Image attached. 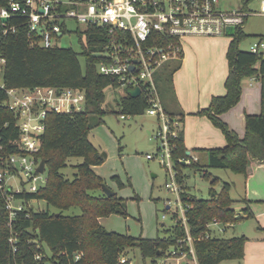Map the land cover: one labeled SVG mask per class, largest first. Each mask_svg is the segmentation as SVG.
I'll return each mask as SVG.
<instances>
[{"label":"trees","instance_id":"trees-1","mask_svg":"<svg viewBox=\"0 0 264 264\" xmlns=\"http://www.w3.org/2000/svg\"><path fill=\"white\" fill-rule=\"evenodd\" d=\"M252 0H240L241 10L247 11ZM6 0H0V7ZM68 33L67 31L63 34ZM81 50L71 48H43L30 45L27 29L18 27L16 32L0 37V58L5 64L0 76L3 88H0V142L4 152L13 151V143L18 138L15 118L7 107L6 90L52 87L57 89H76L85 95V108L69 114L48 113L45 118V130L40 139L37 158L45 161V184L36 192L14 194L16 200H22L25 209L9 225L8 211L0 192V264H121L127 250H138L142 260L149 259L155 264L158 259L168 258L172 249L179 246L185 237L184 229L177 215L172 214L174 224L163 227V236L149 239L132 237L106 231L100 224L102 217L116 214L126 216L125 203L114 193L107 197L102 185L103 179L92 167L103 163V157L89 142V132L103 123L108 113L105 103V90L117 88L115 80L98 73V65L103 59L95 57L102 53L107 43L103 28L87 26L75 31ZM264 36V35H260ZM246 35L242 29L234 32L226 50L228 74L224 81L225 94L212 97L208 108L197 115L205 116L219 129L226 140V146L207 150V162L203 178L214 186L219 179L208 171L227 170L235 175L246 177L250 162L264 164V60L258 64V58L239 49ZM83 60V64L80 62ZM181 60L171 61L154 74V82L160 93L174 98L172 78L178 70ZM258 77L261 82L260 106L258 115L245 116L244 136L239 139L220 119V116L235 107L241 97V84L244 79ZM162 103V102H161ZM118 112L126 116L144 114L148 104L143 96L132 98L122 96L117 102ZM171 121V131L175 136L169 140L172 146L171 156L176 171V181L180 186L179 199L186 207L185 217L189 233L193 238L194 255L197 264H219L222 261L243 259L247 238H226L215 235L202 238L209 232L207 225L216 220L222 225H233L253 215L245 200L244 209L237 212L230 197L231 186L223 183L217 193L211 189L209 199H197L184 187L182 168L200 169L198 162L191 160L182 165L179 159H190L186 155L183 142L182 115L170 113L163 108ZM177 122V126L172 123ZM72 158L81 159V163L68 165ZM70 167L73 171L67 178L62 170ZM44 202L45 208L36 210L30 202ZM49 208L56 212H50ZM79 208L78 215H64V211ZM165 210L167 211L168 209ZM27 215V216H26ZM237 216V217H236ZM231 227V228H232ZM14 239L16 251L9 239ZM39 256L40 259H36ZM78 256V259H76ZM190 258V257H189ZM124 264H130L129 259Z\"/></svg>","mask_w":264,"mask_h":264},{"label":"built area","instance_id":"built-area-1","mask_svg":"<svg viewBox=\"0 0 264 264\" xmlns=\"http://www.w3.org/2000/svg\"><path fill=\"white\" fill-rule=\"evenodd\" d=\"M219 4L220 0H6V5L0 7V37L13 34L18 27L24 26L30 45L52 48L67 31L66 21L69 19L82 28H103L107 43L102 53H96L103 59L97 67L98 73L115 80L123 96L127 95L128 89L134 88H139L140 95L143 94L148 104L146 114L158 122V128L152 135L158 141V161L166 169L168 177L164 187L176 193L181 204L169 142L175 132L171 131L170 118L163 110L154 74L165 64L182 59V43L186 38L229 36L232 39L236 30L243 29L248 17L264 16V1H261L258 11H242L241 8L225 11ZM227 28L233 29L232 35L226 34ZM247 52L258 58L257 64L264 60V36H257ZM4 64V59L0 58V76ZM0 88H3L1 81ZM4 104L12 112L18 129L13 151L5 153L0 142V192L11 225L25 209L23 201L16 200L14 194L33 193L45 184L44 178L37 185L41 178L37 172L40 162L37 153L46 115L83 111L85 95L80 90L68 88L10 89L6 90ZM119 117L126 119V115ZM172 125L177 126V122ZM146 158L153 157L147 155ZM191 160L179 159L178 162L188 165ZM17 178L19 185L8 183ZM179 209L181 216L174 212L177 215L175 221L181 223L185 237L177 248L171 250L168 258L190 257L192 263L197 264L194 240L185 217L186 207L181 204ZM206 227L209 232L197 240L223 235L232 225H222L213 220ZM9 242L15 252L14 239L10 238ZM36 259L40 257L36 256ZM119 262L124 264L127 259L122 257Z\"/></svg>","mask_w":264,"mask_h":264},{"label":"rangeland","instance_id":"rangeland-1","mask_svg":"<svg viewBox=\"0 0 264 264\" xmlns=\"http://www.w3.org/2000/svg\"><path fill=\"white\" fill-rule=\"evenodd\" d=\"M261 1L252 0L247 5V11H258ZM219 7L221 10L230 11L241 8L240 0H220ZM67 32L57 44L59 48H71L79 53L81 50L76 30L82 27L77 25L72 19L66 21ZM245 39L239 44V49L248 51L249 45L257 37V31L264 30V16H250L244 24ZM227 36H222L225 38ZM211 40L214 37H203ZM211 38V39H209ZM228 39V38H225ZM207 41V40H203ZM189 45L193 44V40H187ZM206 46L198 48L205 50L208 54L211 52L215 55L214 47L205 43ZM185 45V55L193 58L194 53L191 46ZM198 52V54L200 55ZM225 64H227L225 56ZM83 64L82 58H80ZM181 74L176 71L174 80H180ZM105 103L103 107L108 113L103 117V123L93 128L88 135L89 142L97 149L99 154H104L103 163L94 167V172L100 176L105 185L110 188L118 198L125 203L126 216L111 214L99 219V224L108 232L117 234H127L132 237L156 238L163 236V228H169L174 224L172 214L177 212L180 215L181 204L178 195L169 191L164 187L165 181L168 180L166 169L160 165L157 157L158 141L152 133L156 132L158 122L152 116L144 112L138 116H126L125 120H121L118 112L117 102L123 96L122 90L119 88L109 87L105 90ZM170 100L168 94L160 93V101L165 105ZM116 112V113H113ZM149 132V133H148ZM151 155L152 159L146 156ZM81 159L72 158L68 160V165L81 163ZM205 161L201 159L200 169L191 167H183V183L186 191L197 199H209L212 196L211 189L217 193L221 190L223 183L236 184V189L232 187L230 197L233 199L234 208L241 206L242 190L240 186L241 176L235 175L227 170L211 169L208 170L213 177L218 178L217 184L212 186L210 181L203 178L205 171L203 164ZM204 170V171H203ZM65 177L71 178L72 169L67 167L62 170ZM45 178L41 174V178L37 185L41 184V180ZM177 182V181H176ZM11 185H19L20 180H10ZM15 188V187H14ZM31 206L36 209H44V202H31ZM169 206L166 211L165 207ZM50 212H56L55 209L49 208ZM64 215H78L79 208H71L63 212ZM264 221L262 219L244 218L229 228L222 236L226 238L240 237L245 235L248 244L259 243V238L264 236ZM126 259L130 264H152L149 259L142 260L138 250H127ZM169 259V258H168ZM189 259V258H188ZM162 260L158 259L155 264H161ZM192 262V261H191ZM193 264V263H191ZM219 264H238V260L222 261Z\"/></svg>","mask_w":264,"mask_h":264},{"label":"crops","instance_id":"crops-1","mask_svg":"<svg viewBox=\"0 0 264 264\" xmlns=\"http://www.w3.org/2000/svg\"><path fill=\"white\" fill-rule=\"evenodd\" d=\"M242 30L244 32V27ZM255 33L258 34L257 36L264 35V30ZM225 38L217 37L208 40L203 37H190L183 41L182 59L177 70L181 78L174 80L176 72L173 74L174 98L165 105L162 103V107L168 112L182 115L183 142L186 152L199 164L201 159L205 161L203 164H206L207 150L226 146V140L221 131L215 128L208 118L197 115L200 110L208 108L212 97L225 94L224 81L228 74V66L224 59L231 40L229 36ZM187 40H193V44L189 45ZM205 43L214 47L215 55L210 52L208 56L204 49L200 53L198 48L206 46ZM185 45L191 46L193 58L190 54L185 55ZM260 94L261 82L258 77L244 79L238 104L220 116V119L237 134L239 139L244 136L245 116L258 115L261 111ZM94 167H92L93 171ZM240 186L242 199L246 201L253 217L264 221V164L251 161L249 173L245 178H241ZM232 187L236 189V184L231 183ZM244 207L245 204L242 203L241 206L235 207V210L239 212ZM166 209H169L168 205ZM258 241L260 242L252 245L246 241L243 259L238 261V264H264V236H261ZM191 263L190 259L185 258L161 262V264Z\"/></svg>","mask_w":264,"mask_h":264},{"label":"water","instance_id":"water-1","mask_svg":"<svg viewBox=\"0 0 264 264\" xmlns=\"http://www.w3.org/2000/svg\"><path fill=\"white\" fill-rule=\"evenodd\" d=\"M233 33V29L232 28H227L226 30V34L227 35H232ZM95 57L99 58V54H96ZM131 70L133 69L132 67L130 68ZM126 94L132 98H136L140 95V90L139 88H134V89H128L126 91ZM188 152H186V155L188 156ZM102 157H104L105 155L104 154H101ZM37 172L39 174H44L45 173V161L44 160H40L39 164H38V167H37ZM102 190L104 192V194L107 196V197H110L114 194V192L108 188L106 185H102Z\"/></svg>","mask_w":264,"mask_h":264}]
</instances>
